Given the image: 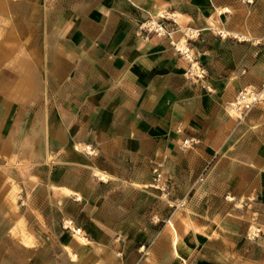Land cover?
Masks as SVG:
<instances>
[{
	"label": "crops",
	"instance_id": "obj_1",
	"mask_svg": "<svg viewBox=\"0 0 264 264\" xmlns=\"http://www.w3.org/2000/svg\"><path fill=\"white\" fill-rule=\"evenodd\" d=\"M250 1L0 0V264H56L20 198L40 229L53 211L82 232L64 264H264V103L229 109L264 82ZM160 16L170 35L144 31Z\"/></svg>",
	"mask_w": 264,
	"mask_h": 264
},
{
	"label": "built area",
	"instance_id": "obj_2",
	"mask_svg": "<svg viewBox=\"0 0 264 264\" xmlns=\"http://www.w3.org/2000/svg\"><path fill=\"white\" fill-rule=\"evenodd\" d=\"M251 3L250 0H245ZM165 16H160L158 20H151L149 23L143 25L144 31L147 33H153L158 36L170 35L166 26L162 20H165ZM176 51L181 54L188 62L189 67L185 72V76L193 80L194 82H204L208 78V70L202 66L194 55L191 54L190 49L187 51H182L178 47H175ZM264 102V82L259 88H244L240 90L234 100L229 105L230 112L239 119H243L256 105ZM197 144L194 139L184 140L181 147L183 149L192 148ZM87 153H90L86 150ZM154 178L151 187L155 190L160 191L164 196L170 197L171 195V183L167 178L166 173L163 171L162 164H154ZM186 205V200H175L173 201V206L176 209L184 208Z\"/></svg>",
	"mask_w": 264,
	"mask_h": 264
},
{
	"label": "rangeland",
	"instance_id": "obj_3",
	"mask_svg": "<svg viewBox=\"0 0 264 264\" xmlns=\"http://www.w3.org/2000/svg\"><path fill=\"white\" fill-rule=\"evenodd\" d=\"M182 48L186 49L187 47H185V45H182ZM194 58H196L195 55H194ZM196 59L199 62V59L198 58H196ZM191 81H193V80H191ZM263 103L264 102H262L260 104H263ZM231 115L234 116L233 113H231ZM234 117H236V116H234ZM153 190H155V189H153ZM155 191L159 193V197H161V198H165L166 200H168L170 198V197L164 196L158 190H155ZM26 203L27 204H25L23 199L20 198V205L25 208V212L27 214V220H29V223H30L29 224V228L27 227V229H30L32 232H33V229H35L37 233H40L42 235V238L43 237H48V234H54V241H48L46 239L44 240V238H43V240L40 241V244H38L36 247L38 249H41L42 251H44V250L49 251L51 249L52 250V254H53L52 260H54L56 264H64L65 261H66V257H65L64 251H63V246L66 244V240H64L65 234H69V236L72 239H74L77 242H79V244H82L83 242H85V240H83V237H82V232L78 233L76 231L77 226H75V224H73V222H69V220H67L66 218H60V217H62L60 215V213L58 214V213H55L53 211H52V214L53 215H57V218L52 221V224L44 225L43 226L44 227L43 230L40 229V227L37 226L33 222V212L28 207L29 203L27 202V200H26ZM171 206H173V205H171ZM173 209L178 210V209H176L174 207H173ZM43 213H44L45 217H49L50 213H51V210L49 209V207H47V208L44 209ZM79 230H82V229L79 228ZM22 232H24L23 228H22ZM15 234L17 236V232L16 231H15ZM26 258H27V260H31V261L33 260V258L30 257V256H27ZM48 258L43 255L41 257V260L44 262ZM70 258L71 259H75L74 257H70ZM49 260H50V258H49Z\"/></svg>",
	"mask_w": 264,
	"mask_h": 264
},
{
	"label": "bare ground",
	"instance_id": "obj_4",
	"mask_svg": "<svg viewBox=\"0 0 264 264\" xmlns=\"http://www.w3.org/2000/svg\"><path fill=\"white\" fill-rule=\"evenodd\" d=\"M180 50H182V51H187L188 50V48H186V49H184V48H179Z\"/></svg>",
	"mask_w": 264,
	"mask_h": 264
}]
</instances>
